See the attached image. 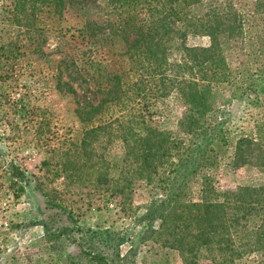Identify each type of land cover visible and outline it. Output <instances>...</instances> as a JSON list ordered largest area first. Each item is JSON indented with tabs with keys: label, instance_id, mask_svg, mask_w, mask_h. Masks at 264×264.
I'll return each mask as SVG.
<instances>
[{
	"label": "trees",
	"instance_id": "1",
	"mask_svg": "<svg viewBox=\"0 0 264 264\" xmlns=\"http://www.w3.org/2000/svg\"><path fill=\"white\" fill-rule=\"evenodd\" d=\"M46 2L58 5L61 16L66 2L78 4L80 0ZM109 2H115L119 40L126 45L118 65L112 61L114 72L97 60L74 66L65 59L58 67L56 88L72 96L75 116L83 126L75 148L81 150L84 162L77 169L89 167L94 173L77 180L91 184L105 202L113 197L129 199L134 186L144 182L149 202L138 219L144 223L140 241L150 240L172 249L183 264H197L201 258L211 264H238L246 253L262 252L264 257V185L219 192L208 176L226 152L232 122L229 102L255 94L250 104H264L263 93L258 90L261 69L251 73L252 59H248L250 55L259 63L264 57V38L257 29L264 24V0ZM103 24L87 19L79 34L93 47L103 33ZM190 35L206 37L208 45L189 46L186 41ZM247 39L253 43V50L234 66V50L238 44H248ZM112 48L107 53L121 57V49ZM65 74L96 95L97 103H80L76 89L62 81ZM172 93L185 107L176 122V132L163 129L151 110ZM115 141L123 145L120 158L107 160L97 153L101 145ZM252 164L264 171V124L260 122L253 125L251 136L236 141L229 161L233 168ZM63 167L69 170L76 166ZM199 175L202 198L193 201L190 186ZM11 176L14 196L19 198L29 179L16 166H11ZM53 206L62 208L60 201ZM66 219L69 221L67 225L61 223V234L75 226L68 215ZM44 228L48 234L49 227L44 224ZM75 228L72 231L84 233ZM92 234L95 237L72 239L85 264L126 262L120 255L125 243L121 232Z\"/></svg>",
	"mask_w": 264,
	"mask_h": 264
},
{
	"label": "rangeland",
	"instance_id": "2",
	"mask_svg": "<svg viewBox=\"0 0 264 264\" xmlns=\"http://www.w3.org/2000/svg\"><path fill=\"white\" fill-rule=\"evenodd\" d=\"M46 1L0 0V264H85L86 259L72 239L83 235L93 238V232L105 230L121 232L125 239L120 247V255L126 257L124 264H183L172 249L161 248L150 240L140 241L144 223L138 219L149 202L144 182L134 186L129 199L113 197L105 202L91 184L77 180L94 173L89 167L77 169L84 162L81 150L75 148L83 126L75 116L72 96L56 88L58 67L65 59H70L74 66L97 60L114 72L112 61L118 65L126 46L119 40L115 2H66L60 16V7ZM87 19L104 22L103 33L93 47L79 34ZM257 29L264 38V24ZM133 38L134 35L128 40ZM247 41L248 44H238L234 50V66L253 50V43ZM186 43L202 47L208 45V39L190 35ZM114 46L121 49V57L107 53ZM248 59H252L251 73L261 69L258 90L264 98V57L259 63L250 55ZM62 81L76 89L80 103H97L96 95L85 86L79 87V82L71 81L67 74ZM254 97L251 94L249 98L232 99L227 107L232 122L226 136V152L218 167L208 172L210 182L219 192L264 185V171L256 164L229 166L236 141L251 136L256 122L264 124V104L251 105L249 101ZM151 110L163 129L176 132V122L185 107L178 95L172 93ZM122 152L119 141L101 145L97 150L107 160L120 158ZM65 164L76 167L63 170ZM11 166L29 179V186L19 198H15V186H11ZM99 172L104 173V169ZM201 181L199 175L190 186L193 201L202 198ZM97 188L103 189L100 185ZM56 201L61 202L62 208L53 206ZM67 215L84 233L72 231L76 228L71 224L72 230L61 234V223L67 225L69 221ZM44 224L49 227L48 234ZM263 261L262 252L246 253L238 264H264ZM197 264L211 263L201 258Z\"/></svg>",
	"mask_w": 264,
	"mask_h": 264
}]
</instances>
